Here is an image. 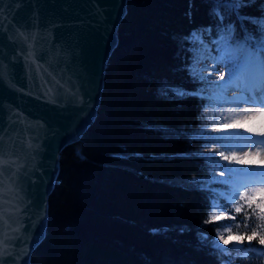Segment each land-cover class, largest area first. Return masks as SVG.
Here are the masks:
<instances>
[{
	"label": "trees",
	"instance_id": "16d2710c",
	"mask_svg": "<svg viewBox=\"0 0 264 264\" xmlns=\"http://www.w3.org/2000/svg\"><path fill=\"white\" fill-rule=\"evenodd\" d=\"M246 2L252 6L232 8L241 32L231 42L264 50V34L244 20L264 18V0ZM216 7L206 0H127L95 120L59 153L45 236L29 264H264V248L255 240L229 244L223 253L225 246L212 240L225 232L220 223L234 234L256 227L259 187L236 191L240 213L222 201L228 218L205 223L220 211L211 206L208 188L234 194L228 174L221 176L211 159L232 137L211 131L220 127L209 93L214 88L192 70L197 45L184 38L207 29L218 38ZM218 7L226 27L228 9ZM172 87L203 95L180 98ZM209 136L220 138L210 145L213 153L204 147Z\"/></svg>",
	"mask_w": 264,
	"mask_h": 264
},
{
	"label": "water",
	"instance_id": "95a60500",
	"mask_svg": "<svg viewBox=\"0 0 264 264\" xmlns=\"http://www.w3.org/2000/svg\"><path fill=\"white\" fill-rule=\"evenodd\" d=\"M127 0H0V258L45 236L59 153L95 120ZM124 13L117 15V13Z\"/></svg>",
	"mask_w": 264,
	"mask_h": 264
},
{
	"label": "snow or ice",
	"instance_id": "6c2138e0",
	"mask_svg": "<svg viewBox=\"0 0 264 264\" xmlns=\"http://www.w3.org/2000/svg\"><path fill=\"white\" fill-rule=\"evenodd\" d=\"M252 6L251 3L246 2V0H236L234 4L231 5V8L236 9L237 11L242 7H250ZM261 10L264 11V5H261ZM124 13H117V15H123ZM213 15L217 18L219 23L221 24V27L219 28V36L214 37L212 36V30H194L191 32V34L184 39L193 45H199L200 49L203 53L210 54L212 51V46H215V50L220 53L219 60H222L225 55L231 54V55H238V54H246V56L249 58V62H252L253 53L250 49L244 48L242 45L239 48H231L229 47L230 42L233 39V36L236 32L235 25L232 23H229L226 27L223 26L225 17L223 13L220 11L219 7H216L213 9ZM244 20L246 23H252L256 26H258L259 31L264 34V18H255V17H245ZM246 27V25H245ZM0 28H2V23H0ZM205 35L209 37L208 40H205ZM248 40L254 39V36L252 34H249L247 36ZM192 51H197V49L193 48ZM215 69H212L214 71ZM0 75H2V72H0ZM221 79L223 77H220ZM203 79V77H201ZM233 86H237L233 82ZM228 85L222 86L220 88L219 96V103L217 104L218 107H226V111L222 112L220 115L223 116V120L220 122V127L216 128L214 127L211 129L213 132L220 131L221 129L231 128V127H242V126H248V131H260L262 135H264V96H262L259 100V103L257 105V102L252 99L251 97L242 96L239 100L236 101H227L225 98V91ZM172 94L174 96H178L180 98H184L186 96L192 95H203L202 90H193L191 92L181 89L179 87H172L171 88ZM248 92H251L252 89L248 88ZM244 104L245 107L240 109V112H237L236 109L240 108V105ZM256 105V107H252L249 105ZM230 121V122H229ZM257 121H259V124L257 125ZM207 140V143L204 145L205 151L208 153H213L216 151L213 147H211V144H214L217 142L220 138H214V137H205ZM224 139H231L224 138ZM264 143V142H262ZM259 155V152L256 154ZM218 156L223 160L228 162L229 164L233 161L236 164H243L246 161L253 160L255 157L250 156L248 153H243L242 155H237L235 151L231 152H218ZM211 159L215 162L216 166L220 169V175L223 176L226 173V169L228 168L225 164L220 163V161L216 158V156H212ZM0 164H3V160H0ZM239 170V169H237ZM208 191L212 193L210 197V204L211 206L215 208H219V212H213L210 213L208 220L205 221V223H218L228 218L224 212V208L226 206L222 203V201H227L228 203L233 204V209L235 213H240L242 211L241 206H239V201H236L235 199V193H232V190L230 189L229 192L224 191H214L211 187L208 188ZM240 200L244 201L246 199V194L244 192L239 193ZM248 207L251 208L252 206V200H247ZM257 208L259 209L258 213V220L262 223H264V201H262L260 204H257ZM220 227L224 228L225 232L227 233V237L224 234L218 233L217 237L212 238L213 240V246L216 248H219L218 245H215L214 241L216 239H219L220 242L225 246L224 249H219L220 252L224 251H231V249H228L227 246L229 245V238L232 240H235L237 242L242 243L245 239L247 241H257V243L260 245L261 248H264V234L260 231L259 228H257L255 231H251L250 233H237L233 234L230 226L224 225L222 223L219 224ZM237 251L242 249H236ZM0 264H4L2 258H0Z\"/></svg>",
	"mask_w": 264,
	"mask_h": 264
},
{
	"label": "rangeland",
	"instance_id": "374dc122",
	"mask_svg": "<svg viewBox=\"0 0 264 264\" xmlns=\"http://www.w3.org/2000/svg\"><path fill=\"white\" fill-rule=\"evenodd\" d=\"M206 1L211 5H215L217 7L222 5L224 9H228V14L230 15L229 18L236 28L235 34H240L241 29L239 26V17L231 8V5L235 3V0ZM208 39V36L205 35V40ZM229 47L235 48L232 42H230ZM196 49L197 54L195 56L194 64L192 65V70L200 78L203 77L204 81H208L214 88L209 93L211 94L212 100L215 103V113L218 115V120L220 122L223 120V116H221L220 114L226 111V107L217 106V104L219 103L218 94L220 93V88L224 85L226 79L229 80V82L232 79L231 83L234 82V84L236 85L241 84V88H238L236 91L231 93L230 98L226 97L229 94V91L226 89L225 98L227 99V101H236L239 100L242 96H247L251 98L253 97L258 105L260 97L264 96V84L262 82L264 77L263 49H261L260 47H253V49H250L254 54L251 63L249 62V58L246 56V54L243 56L241 54H228L225 55L222 60H219L220 53L215 50V46H212V51L210 54H202V50L200 49V46L198 44L196 46ZM212 69L215 70L212 71ZM220 77L223 78L221 79ZM240 80L241 82H239ZM243 86L251 89H253L252 87L255 86L254 91H256L258 96H256V94H252L253 90L250 92V94L247 90L242 89ZM249 106H252L254 108L256 107V105L251 104ZM243 107H245V105L241 104L240 108H237L236 111L240 112V109ZM256 123L258 125L259 121H257ZM247 128L248 126L223 129V131L226 132V135H230L232 138L225 143L221 151L226 153L235 151L237 155L248 153L250 156L255 157L253 160L246 161L243 164H236L234 161L229 164L228 162L223 161L219 156H217L216 158L220 161V163L225 164L228 167L226 169V174H228L226 175L227 183L233 186L234 193H236V191L240 190L244 186L253 185L259 187V192L263 195L259 200L264 201V143H262L264 142V135H262L258 130L250 132L247 130ZM258 152L259 155H256ZM221 234H224L227 237L226 232H222ZM229 241V244L235 246H239L241 244L240 242L232 240L231 238H229ZM215 245L224 246L219 239H216Z\"/></svg>",
	"mask_w": 264,
	"mask_h": 264
},
{
	"label": "bare ground",
	"instance_id": "6f19581e",
	"mask_svg": "<svg viewBox=\"0 0 264 264\" xmlns=\"http://www.w3.org/2000/svg\"><path fill=\"white\" fill-rule=\"evenodd\" d=\"M243 65V64H242ZM255 68V67H254ZM256 70V69H255ZM242 73V72H241ZM261 74V73H260ZM258 76H260V75H258ZM242 78V77H241ZM231 81H232V79L230 80V82H229V80H227L226 79V81L224 82V85L223 86H226V85H228V87L226 88L228 91H229V94H228V96H226V97H228V98H230L231 97V93H233L234 91H236L238 88H241V84L239 85H237V86H233V83H231ZM239 82H241V80L239 81ZM262 82H263V84H264V77H263V80H262ZM236 85V84H235ZM248 86H250V85H248ZM261 86V85H260ZM252 87V86H251ZM253 89V91H252V94L253 95H255L256 94V96H258L257 95V93H256V91H254L255 90V86H253L252 87ZM262 88V87H261ZM260 88V89H261ZM242 89H244V90H247L248 89V87H242ZM241 92V91H240ZM248 93V92H247ZM250 93V92H249ZM251 94V93H250ZM261 96V95H260ZM239 98H240V96H239ZM261 98V97H260ZM252 99H253V97H252ZM259 99V98H258Z\"/></svg>",
	"mask_w": 264,
	"mask_h": 264
},
{
	"label": "clouds",
	"instance_id": "9594fccd",
	"mask_svg": "<svg viewBox=\"0 0 264 264\" xmlns=\"http://www.w3.org/2000/svg\"><path fill=\"white\" fill-rule=\"evenodd\" d=\"M237 227H239V226H237ZM257 228H259L260 231L262 232V234H264V223H262V222L257 223L256 227L253 228L252 230L255 231ZM249 242H252V241H249Z\"/></svg>",
	"mask_w": 264,
	"mask_h": 264
}]
</instances>
